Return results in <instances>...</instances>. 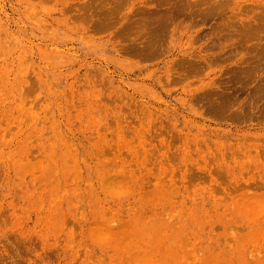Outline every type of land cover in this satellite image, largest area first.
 <instances>
[{
    "label": "rangeland",
    "instance_id": "1",
    "mask_svg": "<svg viewBox=\"0 0 264 264\" xmlns=\"http://www.w3.org/2000/svg\"><path fill=\"white\" fill-rule=\"evenodd\" d=\"M49 1L0 0V264H264V0L185 9L132 56L117 22L67 26ZM164 2L124 7L143 22ZM216 87L249 119L219 117Z\"/></svg>",
    "mask_w": 264,
    "mask_h": 264
},
{
    "label": "bare ground",
    "instance_id": "2",
    "mask_svg": "<svg viewBox=\"0 0 264 264\" xmlns=\"http://www.w3.org/2000/svg\"><path fill=\"white\" fill-rule=\"evenodd\" d=\"M51 1V0H50ZM49 1V2H50ZM53 1V0H52ZM51 1V3H52ZM97 1H99V6L103 7V8H98V10L95 12V11H91L92 9V5L90 3H88L86 6L83 4V6H80V7H77V8H74L73 10L72 9H68V8H71V7H68V3L66 2V0H62V3H63V6L66 7L67 9L65 10V16H66V19L67 20H62V19H59V20H62L64 21L65 25H69V21L72 20V18H76V20H78L79 22H82L83 24H85V26H79V28H81L82 30H85L87 32H90V25H93V27H91V29H97L98 31L100 30H104L106 28H109V27H112L116 24L117 22V26H121L120 29L121 31L127 33L128 37H129V40L127 42H125V47H126V50H125V53H128L130 54L131 56L132 55H135V54H139L141 55V53H152L153 50L155 49V47L157 46L158 44V41H160L161 38L163 37H167V36H171L173 33L171 32V22L174 18L175 15H181L185 12V9H188V10H193L192 8H198V7H201L203 8L201 11H197V10H194V12L191 14L192 16H204L201 15L202 14V11H204V9H208V11L206 10V14H205V17L206 15H208L209 13V17L211 18V14L214 15V14H217L219 13L220 9L222 7H225V4L226 2L224 0H190L189 3L187 2V0H165V2L163 3V5L165 4V6L167 7L166 9H168V14L166 13V15H169V16H166L165 15V18H160V17H157V15L159 14L158 13H155V17H152L150 20H146L144 19L143 22L141 21H136V20H133V17L131 15V13L125 9L124 7V0H92V3L93 4H97ZM54 2V1H53ZM182 2V3H180ZM111 3V4H110ZM172 3L174 4V7L172 6ZM180 3V4H179ZM56 4V3H55ZM71 5V4H70ZM170 5V6H169ZM70 10V11H69ZM87 10V11H85ZM74 12V14L72 12ZM166 11V10H165ZM63 12V11H62ZM163 14V12H162ZM165 14V13H164ZM161 15V14H160ZM159 15V16H160ZM214 17V16H213ZM207 18V17H206ZM209 18V19H210ZM58 20V21H59ZM76 21V23L78 22ZM78 22V23H79ZM78 28V30L80 31V29ZM77 30V31H78ZM90 30V31H89ZM146 30H150L151 32V37L150 39L148 38V35L146 33ZM142 34L144 37H146V39H142ZM218 33H216L215 35H217ZM219 35V34H218ZM114 37V36H113ZM220 37V36H219ZM218 37V39H220ZM218 39H217V42H218ZM221 43V39L219 40ZM216 40H215V44L217 43ZM221 43H217L219 46L221 45ZM216 44V45H217ZM123 49V48H122ZM193 57V56H192ZM216 57V56H214ZM218 57V56H217ZM194 58V57H193ZM202 60L207 63L205 67L206 68H211L213 64H215L217 62V60L213 59L211 56H208V58H204V57H201ZM200 58V59H201ZM252 60V59H251ZM185 61V60H183ZM190 61V60H189ZM257 62H262L264 61V53L261 54V56H258L257 57ZM182 62V61H181ZM249 62H250V59H249ZM254 62V61H253ZM186 63V62H185ZM185 63L183 64H180L182 68H187L185 70V72L188 74L190 73V76L193 77V79H195V75H198L202 72H205V69L203 66H201V62L199 63L198 61L194 60V61H190L189 63L187 62L186 65ZM217 64V63H216ZM245 64V62H244ZM249 64V63H248ZM246 64V65H248ZM252 64V63H251ZM251 64H250V67H251ZM257 64V63H256ZM260 64V63H259ZM252 65H255L254 63ZM247 67V66H245ZM249 67V65H248ZM247 67V68H248ZM256 68V66H255ZM262 68V67H261ZM260 68V69H261ZM246 69V68H245ZM244 69V70H245ZM259 69V71H260ZM263 69V68H262ZM243 71V69H241ZM264 70V69H263ZM247 71V73L249 72L250 74H253L255 73V69L253 70H245ZM258 71V70H257ZM262 71V70H261ZM210 72V70L208 71ZM264 72V71H263ZM243 73V72H242ZM257 73V72H256ZM255 73V74H256ZM259 73V72H258ZM257 73V74H258ZM261 73V72H260ZM248 74V75H250ZM247 75V76H248ZM262 75V74H261ZM264 75V73H263ZM200 76V75H198ZM197 76V77H198ZM259 76V75H258ZM252 77V76H251ZM250 78V77H249ZM256 78V77H255ZM255 81V79H254ZM258 81V80H257ZM260 82V81H259ZM261 83V82H260ZM263 83V82H262ZM100 84V83H99ZM259 83H257L258 85ZM90 85V84H89ZM256 85V86H257ZM264 85V84H263ZM96 86V85H95ZM232 86V85H230ZM229 86V87H230ZM259 86V85H258ZM262 86V84H261ZM258 87L255 89L256 93L255 94V101H257V99L261 100L262 96L264 93L263 91V88L262 89H259L261 88ZM227 87V86H226ZM233 87V86H232ZM228 88V87H227ZM234 88V87H233ZM232 88V89H233ZM222 88L221 87H216V88H213L212 90H214L215 92L213 93V95L215 97H217V100H213V102H211V108H214L216 111H217V114L219 115V117L223 118L224 115L226 116H235L237 117L238 119H241V118H248L247 114H246V110L245 108H239L240 106H238L239 109H237V111H233V107L236 105L233 104V102H231V100L233 101V98L232 95L227 92H224L221 90ZM231 89V88H230ZM231 89V90H232ZM224 90V89H223ZM226 90V89H225ZM229 90V89H228ZM236 90V88H235ZM227 91V90H226ZM233 92V91H232ZM240 92V91H239ZM234 93V92H233ZM237 93H238V90H237ZM236 93V94H237ZM235 94V93H234ZM204 96H208V95H203ZM231 98V99H230ZM237 98V96H236ZM264 98V97H263ZM252 99V98H251ZM251 99L247 102L248 105H250V113H251V116H254L257 112L254 113V111L256 109H258V107L256 106L255 104V101L254 103L251 101ZM102 100V99H101ZM236 100V99H235ZM251 101V102H250ZM240 103V102H239ZM245 103V102H244ZM259 104V103H258ZM209 105V104H208ZM243 105V103H242ZM247 106V105H245ZM262 106V104H261ZM264 106V104H263ZM262 106V107H263ZM120 107V106H118ZM244 107V106H242ZM248 108V107H246ZM261 108V107H260ZM259 108V109H260ZM115 109V108H114ZM258 109V110H259ZM116 110V109H115ZM257 111V110H256ZM115 112H118V111H115ZM249 112V111H248ZM261 112H262V109H261ZM136 113V112H135ZM259 113V112H258ZM116 115V114H115ZM134 115V114H133ZM133 115H131L133 117ZM119 116V115H117ZM228 116V118H229ZM145 118V117H144ZM143 118V119H144ZM254 118V117H253ZM249 119V118H248ZM147 122V121H146ZM143 124V123H142ZM144 125V124H143ZM151 125V124H150ZM141 126V125H140ZM146 126V125H145ZM146 128V127H145ZM134 131V130H133ZM128 132V131H127ZM146 132V131H145ZM150 133V132H149ZM161 133V132H159ZM159 135V134H158ZM165 134H161V136H164ZM157 137V136H156ZM155 137V138H156ZM166 137V136H165ZM168 137V136H167ZM158 138H162L160 136H158ZM164 138V137H163ZM170 138V137H169ZM168 138V139H169ZM167 139V138H166ZM165 139V141H166ZM167 139V140H168ZM172 140V139H170ZM164 139L163 140H159L158 143L159 145L161 146V148L163 147V149H167L168 146L166 145ZM169 143V142H168ZM173 143V142H170V144ZM172 145V144H171ZM169 145V146H171ZM221 145V144H220ZM172 150V148H170ZM190 149V147H189ZM170 152V151H169ZM179 152V151H178ZM200 153V152H199ZM169 154V153H168ZM167 154V155H168ZM172 154V153H171ZM174 154V152H173ZM173 154H172V157H173ZM197 154V153H196ZM201 154V153H200ZM205 154V153H204ZM225 154V153H224ZM223 154V155H224ZM206 155V154H205ZM220 155V154H219ZM235 155V154H234ZM247 155V154H246ZM177 155H175L176 157ZM216 156V155H215ZM241 156V155H239ZM170 157V155H169ZM171 157V158H172ZM173 157V159L175 158ZM218 157V155H217ZM224 157H226L224 155ZM245 157V156H244ZM178 157H176L175 159H177ZM213 158V157H212ZM220 158V157H219ZM210 159V158H209ZM180 160V159H179ZM211 161H213L211 159ZM169 162V160H168ZM201 162V161H200ZM217 162V161H216ZM188 164V163H187ZM186 165V164H185ZM208 165V164H207ZM206 165V166H207ZM209 169V168H208ZM171 171V170H170ZM170 173V172H169ZM194 173V172H193ZM216 173H219L220 172L217 170ZM192 174V173H191ZM196 174V173H195ZM194 174V175H195ZM218 174V176H220ZM203 175V173L201 174ZM239 175V174H238ZM187 176V175H186ZM197 176V175H196ZM207 178H211V181L213 182V175H212V171H208L206 175ZM194 178V176H192ZM200 176H198L197 179H199ZM202 177V176H201ZM203 178V177H202ZM186 179V178H184ZM205 180V179H204ZM208 180V179H206ZM205 180V181H206ZM216 180V178H215ZM208 182V181H207ZM213 185V184H212ZM214 188V187H213ZM219 189V187H217ZM221 190V189H220ZM216 191V190H214ZM212 193V192H211Z\"/></svg>",
    "mask_w": 264,
    "mask_h": 264
}]
</instances>
